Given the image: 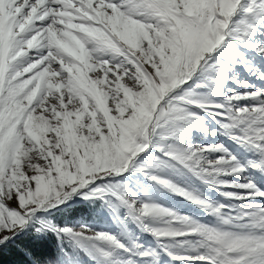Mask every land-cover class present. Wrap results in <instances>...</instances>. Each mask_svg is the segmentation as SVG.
<instances>
[{
    "label": "snow or ice",
    "instance_id": "6c2138e0",
    "mask_svg": "<svg viewBox=\"0 0 264 264\" xmlns=\"http://www.w3.org/2000/svg\"><path fill=\"white\" fill-rule=\"evenodd\" d=\"M252 55L264 0H0V247L51 233L55 257L22 248L33 264H264V187L245 175L264 172V87L237 72L264 81ZM136 174L215 221L152 199ZM76 198L118 230L57 223Z\"/></svg>",
    "mask_w": 264,
    "mask_h": 264
},
{
    "label": "rangeland",
    "instance_id": "374dc122",
    "mask_svg": "<svg viewBox=\"0 0 264 264\" xmlns=\"http://www.w3.org/2000/svg\"><path fill=\"white\" fill-rule=\"evenodd\" d=\"M251 58H252L254 63H256V64L260 65L262 68H264V56L252 55ZM237 72L239 75V79H242V80L243 79H250V80H252V82L255 85L264 87V81L255 80L253 77L250 76L249 73L245 72L242 67H238ZM230 86L238 88V86H236V85H230ZM238 90H242V89L238 88ZM217 98L219 99L221 97L218 96ZM206 122L208 124L209 129L218 127L216 122L211 117H208ZM191 140L193 143H196V144L224 142L231 148V150L242 161H247V159H249L252 155V153L249 152L248 150H246L245 148L240 147L238 144L229 140L227 137L221 136L219 134L214 137V136H211L209 134H205L204 132H201V131H194L191 135ZM245 175H250L251 178H253L256 181V183H258L260 186L264 187V177H263L264 172H259V171H256L254 169H249V172L246 173ZM130 178L133 179V186L134 187H139L140 189H142V192H146L148 196H150L152 199L158 201L159 203H161V204H163L169 208H173V209H175L181 213H185V214L194 216L196 218L202 219V220L207 221V222H214L215 221V217L210 216L203 209L197 207L194 204H191L190 202L184 200L183 198H181L177 195H174V194L168 192L167 190L159 187L158 185L151 183L145 177H142L139 174H136L134 177H130ZM189 179H190V182L194 183V185L196 187H198L205 194V196L207 198H209L211 200H215V201H220L223 203H231V201L226 200L221 195V193L219 191H217L216 189L208 187L207 185H204L201 182H199L198 180H194L193 178H189ZM229 179H243V178L242 177H229ZM73 203H80V204L87 203L88 205L96 207V211H97L96 217H98V220H99L98 223H96L94 221H93V223H89V222L85 221L83 217H81L82 219L78 220V222L88 223L94 227L105 228V229L112 230V231L118 230V226H117L115 220L113 219V216H112L111 212L109 211V209L107 208V206L102 205L100 202L92 203L89 201H83L79 198H76L74 201L68 202V205L73 204ZM64 206H67V205H64ZM52 211H53V213H55L56 209H53ZM52 218L56 220V218H54V217H52ZM57 223H59V222L57 221ZM144 236H147V235L141 234V239H143L149 243L153 242L152 237L147 236V238H146ZM82 260H83V264H90L88 259L82 258ZM163 264H179V262L169 261L168 258L165 257Z\"/></svg>",
    "mask_w": 264,
    "mask_h": 264
},
{
    "label": "trees",
    "instance_id": "16d2710c",
    "mask_svg": "<svg viewBox=\"0 0 264 264\" xmlns=\"http://www.w3.org/2000/svg\"><path fill=\"white\" fill-rule=\"evenodd\" d=\"M62 210H56L53 217L59 223H73L78 222L83 217L89 223H98L96 207L88 205L87 203H73L67 206H61ZM94 211V212H93ZM147 238V236H144ZM30 247L35 254L40 257H55L57 254V240L55 235L49 233L41 238H37L31 233L22 234L15 240L0 247V264H33L30 257L26 256L22 248ZM82 258L87 259L86 256Z\"/></svg>",
    "mask_w": 264,
    "mask_h": 264
}]
</instances>
